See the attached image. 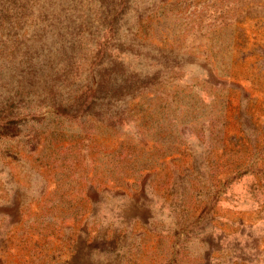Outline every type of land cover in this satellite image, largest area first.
Instances as JSON below:
<instances>
[{
	"label": "rangeland",
	"instance_id": "obj_1",
	"mask_svg": "<svg viewBox=\"0 0 264 264\" xmlns=\"http://www.w3.org/2000/svg\"><path fill=\"white\" fill-rule=\"evenodd\" d=\"M0 264H264V0H0Z\"/></svg>",
	"mask_w": 264,
	"mask_h": 264
}]
</instances>
